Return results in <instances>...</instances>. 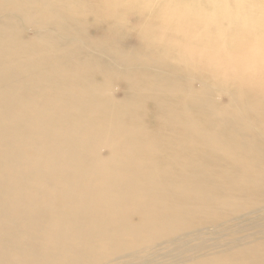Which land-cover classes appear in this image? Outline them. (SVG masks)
Wrapping results in <instances>:
<instances>
[{
	"label": "bare ground",
	"instance_id": "6f19581e",
	"mask_svg": "<svg viewBox=\"0 0 264 264\" xmlns=\"http://www.w3.org/2000/svg\"><path fill=\"white\" fill-rule=\"evenodd\" d=\"M0 264H264V0H0Z\"/></svg>",
	"mask_w": 264,
	"mask_h": 264
}]
</instances>
